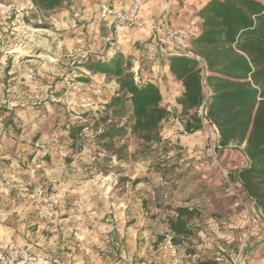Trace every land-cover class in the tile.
Wrapping results in <instances>:
<instances>
[{
	"label": "rangeland",
	"instance_id": "1",
	"mask_svg": "<svg viewBox=\"0 0 264 264\" xmlns=\"http://www.w3.org/2000/svg\"><path fill=\"white\" fill-rule=\"evenodd\" d=\"M110 2L64 0L46 10L33 0H0V110H9L0 116V246L57 264H231L246 229L239 188L223 170L234 176L248 159L243 146L219 147L206 121L186 133L180 98L161 125L169 153L114 162L104 176L87 169L93 149L70 147L69 124L118 90L81 65L119 53L108 48L100 16ZM130 58L135 75L148 80L152 66ZM10 112L19 133L5 128ZM137 145L130 140L129 150ZM183 202L198 211L192 236L175 245L169 220ZM257 248L264 251V242Z\"/></svg>",
	"mask_w": 264,
	"mask_h": 264
},
{
	"label": "trees",
	"instance_id": "2",
	"mask_svg": "<svg viewBox=\"0 0 264 264\" xmlns=\"http://www.w3.org/2000/svg\"><path fill=\"white\" fill-rule=\"evenodd\" d=\"M33 2L54 10L61 8L64 0ZM199 15L200 35L190 41V46L205 61L206 78L203 80L194 59L174 53L167 56L170 76L184 90L177 104L188 115L185 132L203 130L200 109L210 92L206 119L218 131L219 146H243L249 161L248 167L231 174V180L242 182L244 192L264 215V2L211 0ZM81 65L91 74L104 75L118 85L116 93L100 108L80 112L77 120L69 124L73 152L93 149L94 162L88 171L107 176L117 169L114 162L120 166L169 153L171 144L161 134V125L169 116L162 106L164 96L149 79L139 74L136 80L131 58L121 52L102 58L90 55ZM79 81L86 83L89 78L83 76ZM8 111L0 110V116ZM14 118L10 112L5 128L19 133L21 128ZM132 139L138 142L133 152L129 150ZM187 203L177 206L169 220L175 245L193 234L192 221L198 210Z\"/></svg>",
	"mask_w": 264,
	"mask_h": 264
},
{
	"label": "built area",
	"instance_id": "3",
	"mask_svg": "<svg viewBox=\"0 0 264 264\" xmlns=\"http://www.w3.org/2000/svg\"><path fill=\"white\" fill-rule=\"evenodd\" d=\"M175 0H170L163 12L164 22V45L163 49L167 56L169 54H179L194 59L201 68V74L203 80L207 76V66L203 58L195 55L191 50L190 41L198 38L200 35V29L196 24L189 23L183 26L176 27L172 25L170 20L172 4ZM264 2V0H260ZM147 3V0H134L130 8L126 10H116L108 4H103L100 8V16L102 20L110 28V36L107 39V45L113 52H121L122 47L119 43L120 32L128 28L141 29L144 27L143 22L140 19V13L143 6ZM139 79L138 73H136V80ZM211 96L209 92L207 98L200 109V115L203 121L208 122L206 119L207 102ZM209 124V122H208ZM219 143V142H218ZM219 146V145H218ZM220 147V146H219ZM248 167L249 161H246ZM241 171V170H240ZM224 177L227 179L229 185L235 188L230 178V172L223 170ZM239 190H236L240 197V203L242 206L241 218L245 223V235L241 240L240 250L238 254L231 258V264H247V254L255 245V242L260 235L264 234V215L257 208L256 202L253 198L249 197L243 190L242 182L236 181ZM56 259L41 258L36 254L26 250L25 248L16 246H0V264H57Z\"/></svg>",
	"mask_w": 264,
	"mask_h": 264
},
{
	"label": "crops",
	"instance_id": "4",
	"mask_svg": "<svg viewBox=\"0 0 264 264\" xmlns=\"http://www.w3.org/2000/svg\"><path fill=\"white\" fill-rule=\"evenodd\" d=\"M133 1L111 0L108 5L116 10H126L130 8ZM209 1L211 0H175L170 15L172 25L179 27L193 23L201 29L199 12ZM169 2L170 0H147L140 13L144 27L141 29L126 27L119 34V43L126 57H133L137 64L143 63L144 66H152L148 70L150 73L148 79L160 88L164 96L162 106L168 111L175 107L176 100L181 98L184 92L182 84L170 76L167 54L163 52L165 31L163 12ZM105 26L110 30L107 24ZM185 118L188 119V115ZM263 242L264 234L260 233L254 250L252 249L247 254V264H264V256H262L264 251L257 248Z\"/></svg>",
	"mask_w": 264,
	"mask_h": 264
}]
</instances>
